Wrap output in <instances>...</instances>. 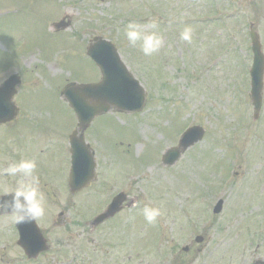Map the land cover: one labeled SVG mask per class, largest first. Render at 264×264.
Masks as SVG:
<instances>
[{"label":"rangeland","instance_id":"1","mask_svg":"<svg viewBox=\"0 0 264 264\" xmlns=\"http://www.w3.org/2000/svg\"><path fill=\"white\" fill-rule=\"evenodd\" d=\"M259 6L254 7L253 0H0V43L3 47L0 48V66H13L16 52L24 45L28 52L19 56L20 66L35 69L36 64L42 65L41 69L33 70L35 78H24L26 83L21 96L14 100L24 112L20 120L24 121L32 113L40 114V123L47 132L45 141L48 138L55 141L64 137L75 125L70 108L61 96L63 87L68 81L80 83L90 79L84 76L96 75L93 64L83 52L87 41L92 35L110 39L129 70L141 82L144 81L152 102L161 105L173 101L178 106L174 108L176 112L172 106L156 108L149 118L145 116L144 119L139 114H110L100 119V129L91 146L113 157L121 175L127 174L136 179L134 186L131 182L132 187L129 183L125 189L129 193L132 189L133 194L144 199L148 193L140 191L138 186L143 189L155 187L156 196H159L160 188L165 200L164 207L173 208V201L180 195L196 197L194 192L197 191H194L195 185L191 179L197 185L198 180L201 196L196 206L201 213L199 204L207 197V183L224 185V198H231L233 190L249 187L244 185L251 183V186L257 187L242 192L240 199L249 198L253 205L251 209L255 211L259 207L258 204L254 206L255 202L262 205V210L257 211L258 219H262L259 223L262 224L264 86L262 108L256 119L252 118L248 96L250 23L260 35L264 53V0H259ZM156 7H160L161 11L155 13L152 9ZM63 13L67 15L65 21L69 22L68 27L64 32H49L52 20L58 21ZM130 23L137 25L145 35L154 33L160 39L159 49L146 56L141 46L129 44L124 33ZM186 27L192 30L191 41H184L180 37ZM21 42L24 45L21 46ZM135 55L143 58L144 71L138 69L137 61H133ZM13 72L16 71L1 73L0 79ZM151 101L148 99V105ZM157 110L163 111L161 116L156 114ZM190 120L193 124H202L207 133L175 169H166V178L161 180L164 173L161 156L167 148L176 145ZM18 132L19 128L14 129L15 135ZM4 133L8 135L6 130ZM27 137L42 140L36 133H29ZM0 139L3 140V137ZM42 150L38 149L39 152ZM2 152L3 172H7L13 164L4 149ZM44 154L51 173L56 174L60 182L66 183L64 177L69 167L67 151L49 148ZM156 166L162 169L153 168ZM229 170L234 171L233 178L232 175L228 176ZM193 173H199L200 177H195ZM1 176L0 191L3 193L10 190L13 176L8 172ZM173 184L177 186L171 193L167 188ZM93 189L85 191L83 203L82 199L77 202V205L81 203V213L78 215H82L80 223L75 222L78 220V213L75 212L78 206L73 203L64 208L65 219L73 220L66 231L53 227L45 231L53 249L36 259L34 264L48 263L52 251L57 252L62 264H90L87 254L95 257L92 264L98 263L96 257H99V251L90 254L89 248L99 247L105 241L101 237L106 233H93V236H98L87 242L89 227L82 222L83 217H89L95 210L83 213L87 205L90 208L95 203L92 199ZM210 197L215 198L216 195L211 192ZM144 203L148 204L145 200ZM227 203L230 208L231 203ZM3 218H0V231L3 229L5 236L0 238V264H8L13 256L26 261L13 243V238H17L13 229L4 226ZM125 220H132L131 230L125 234L130 237L134 261L139 263L137 252L152 247L161 237L156 236L157 226L147 222L144 215L135 216L128 212ZM39 221L52 225L43 218ZM252 248H256L254 244L242 248L231 244L227 262L235 264L247 260ZM256 249L259 256L264 257V244ZM124 251L126 248L116 251V255ZM220 259L221 252L217 246L207 261L217 262ZM142 263L156 264V261L144 260Z\"/></svg>","mask_w":264,"mask_h":264},{"label":"water","instance_id":"2","mask_svg":"<svg viewBox=\"0 0 264 264\" xmlns=\"http://www.w3.org/2000/svg\"><path fill=\"white\" fill-rule=\"evenodd\" d=\"M250 37L253 53L252 66L249 71L251 77L250 97L255 115H257L261 105L260 92L263 84L264 56L261 52L257 33L250 31ZM87 52L101 67V81L97 84L71 85L65 91L69 102L78 112L80 119L85 120L91 118L94 114L106 111L110 107V104H114L115 108L119 110H141L144 101L142 89L120 62L114 47L108 41L97 38L95 43L89 46ZM5 90L6 88L2 89V91ZM2 102L4 104L8 102L6 95ZM194 132L193 128L186 132L181 139V144L185 145L192 141L196 137ZM81 149L77 146L76 142H73L71 178L75 182L78 176L81 177L82 173L80 184L82 182L85 183L91 177L93 168L90 158L85 153L79 152ZM26 222L28 223L27 228L21 227L22 235L19 242L25 245L24 239L27 235L24 234L27 233L28 229L29 234L40 241L38 231L34 228L31 218H27ZM41 242L34 243L32 250L36 251L40 249L42 247ZM27 251L28 253H32L30 248H27Z\"/></svg>","mask_w":264,"mask_h":264},{"label":"flooded vegetation","instance_id":"3","mask_svg":"<svg viewBox=\"0 0 264 264\" xmlns=\"http://www.w3.org/2000/svg\"><path fill=\"white\" fill-rule=\"evenodd\" d=\"M24 122H20L19 119L14 121L12 124H6L4 128L7 131H11L12 135L14 136L13 140V146L15 148V151H13V154L11 156V162L15 165L18 164L22 160L27 161H34L36 164V168L32 175L37 179V187L39 190V194L42 197L43 204L47 203L49 200L48 194L49 192H58L61 193L63 187V184H61L59 181H57V175L51 173L48 163V158L43 153V151L35 152L30 151L29 148L34 146L35 143L33 142H27L25 141V136L33 132L36 128L39 131H45L44 126L37 125L35 126L33 124L34 118L27 116L24 119ZM1 128V127H0ZM19 128V132L17 135L14 133V129ZM44 142V141H41ZM55 144L56 149L60 150L62 148V142H65V137L61 140H55L53 141ZM58 143V144H57ZM68 150L66 146V151ZM3 145L0 143V174L3 170V163H4V157H3ZM115 163L114 159H110L109 161V167H111ZM1 178V175H0ZM21 175L17 174L15 177L12 178V182L14 183V189L17 187V182L21 179ZM112 180H115V177H110ZM120 185L123 187L126 186L125 182H120ZM14 190H11L7 193H10ZM119 191L124 192L125 195L129 197V195L123 190H113L112 194L110 195V198L113 197L115 194H117ZM79 193V199H82V191H78L76 194ZM2 194V193H0ZM6 194V193H4ZM126 200V198H125ZM125 200L123 201V204L125 203ZM54 201L56 203H62L64 201H67V198L64 196L60 197H54ZM128 201V200H126ZM12 216L13 218L16 215L15 214H9V216ZM0 217H5L4 215H1ZM218 217V216H217ZM189 227H192V223L190 221L187 222ZM170 224L174 225V221L170 219ZM195 225V224H194ZM202 230H201V241L200 246H196L195 240L189 239L187 241H183L182 238L178 235V233L174 230L173 227L171 228V237L170 239H166L165 236V230L164 226L161 225V227L158 230V234L161 237V244L159 246H155L157 248L158 252V259L156 261V264H161V262L166 261L167 263L163 264H201L196 262L195 253L197 251L204 250V261L203 264H209L207 263V245L210 243V240L207 241V233L211 229H213L214 233L217 234L216 238L222 237V242L225 241L226 236L229 237H235V238H242L246 234H235L228 231L229 225L227 222H215V223H208L207 219L204 220V222L201 224ZM17 232V231H16ZM229 232V234H226ZM197 240V239H196ZM184 242L186 243L185 246H181L180 243ZM164 253H171L170 257L164 256ZM129 259V258H128ZM117 264H128V262L122 258L118 260ZM223 264H232L225 262ZM236 264H252V261H244ZM261 264V263H258Z\"/></svg>","mask_w":264,"mask_h":264},{"label":"clouds","instance_id":"4","mask_svg":"<svg viewBox=\"0 0 264 264\" xmlns=\"http://www.w3.org/2000/svg\"><path fill=\"white\" fill-rule=\"evenodd\" d=\"M191 31L190 28L186 27L180 33L181 39L191 41ZM124 34L131 45H136L140 41L141 49L146 56L151 55L159 49L160 39L154 33L145 35L135 24L130 23L125 29ZM0 84H3L2 79H0ZM35 168L36 164L34 161L22 160L7 169L9 175L15 176L20 174L22 177L17 182V187L10 193L12 195L10 209L18 217L34 218L37 215L43 214V201L37 187V179L32 175ZM159 215V209L148 207L144 209L145 219L149 223H152Z\"/></svg>","mask_w":264,"mask_h":264}]
</instances>
